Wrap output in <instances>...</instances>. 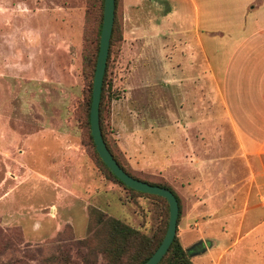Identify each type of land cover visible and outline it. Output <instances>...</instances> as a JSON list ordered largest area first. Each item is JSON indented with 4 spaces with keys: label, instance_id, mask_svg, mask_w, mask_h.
Masks as SVG:
<instances>
[{
    "label": "rangeland",
    "instance_id": "obj_1",
    "mask_svg": "<svg viewBox=\"0 0 264 264\" xmlns=\"http://www.w3.org/2000/svg\"><path fill=\"white\" fill-rule=\"evenodd\" d=\"M100 1L0 0V263L44 264L62 255L73 264H106L107 228L93 210L147 235L167 216L161 199L109 178L89 140ZM236 14L212 12L206 16L214 20L203 21L226 23ZM113 23L100 114L110 150L133 176L176 193V235L192 264H264V159L235 154L229 128L213 120L214 99L206 98L194 112L213 122L192 126L189 161L177 156L179 171L171 174L159 130L165 126L153 116V81L145 82L144 70L153 53L167 55L177 42L154 48L150 33L135 30L136 9L125 10L120 0ZM192 83L200 82L193 76ZM199 182L208 203L197 194L203 203L194 202Z\"/></svg>",
    "mask_w": 264,
    "mask_h": 264
},
{
    "label": "crops",
    "instance_id": "obj_2",
    "mask_svg": "<svg viewBox=\"0 0 264 264\" xmlns=\"http://www.w3.org/2000/svg\"><path fill=\"white\" fill-rule=\"evenodd\" d=\"M120 1L125 10L136 9L135 30L143 37L150 33L154 48L177 42V49L169 47L167 55L153 53L152 68L144 70L145 82L153 81L152 102L158 110L153 116L163 119L165 126L159 130L167 141L168 171H179L177 156L183 155V163L189 161L185 154L192 126L208 125L213 120L229 128L235 154L264 159V0ZM212 12L237 14L226 23L204 22V17L214 20L206 16ZM159 50L164 49L159 46ZM193 76L199 84L192 83ZM206 98L215 102L217 115L213 120L203 111L194 112L209 104ZM163 145L161 140V148ZM162 151L158 166L165 160ZM198 185L194 202L203 203L198 195L208 203L207 185L205 189L204 182Z\"/></svg>",
    "mask_w": 264,
    "mask_h": 264
},
{
    "label": "trees",
    "instance_id": "obj_3",
    "mask_svg": "<svg viewBox=\"0 0 264 264\" xmlns=\"http://www.w3.org/2000/svg\"><path fill=\"white\" fill-rule=\"evenodd\" d=\"M116 1L117 0H114V9H115ZM86 2L88 3V0H86ZM101 3H102V0L100 1V6H101ZM113 22H114V19H113ZM100 24L101 23L98 24V33H99V29H100ZM114 28H115V26L113 23L112 28H111V32H110L107 58H108V53L110 50L111 43L114 39ZM120 38H121V35H120ZM105 70H106V68L104 69V73H103L100 98H99V108H98L99 128H100V132L102 135V139H103L107 149L109 150V152L113 156V158L117 161L119 166L124 171H126L128 174H130L120 164V162L117 160L115 155L112 153V151L110 150L108 143L105 139V136H104V130L102 127V121H101V115L100 114H101V106H102L101 103H102V99H103L104 81H105V75H106ZM89 101H90V97H89L88 104H87L88 108H89ZM86 122L88 124V109H87V107H86ZM88 136H89L90 142L92 143L90 134ZM92 145H93V143H92ZM94 153L96 154L95 150H94ZM96 159H97L100 167H102L108 173L109 178H112L115 182H117L118 184H120L121 186H123L125 189H127L129 191H132V192H135V193H138L141 195L161 199L165 203L166 213L168 212L166 201L162 197L157 196V195H153V194H148V193L136 191V190H133V189L125 186L121 181H119L108 170V168L101 162V160L98 158L97 155H96ZM130 175L133 176L132 174H130ZM133 177H135V176H133ZM135 178H137V177H135ZM138 179H140V178H138ZM146 182H148V181H146ZM148 183H151L154 185H159L161 187H165V188L169 189L174 194V196L177 200V205H178V216H177V220H176V225H177V221H178L179 214H180V205H179V199H178L176 193L171 189V187L169 185H167L164 182H160V183L148 182ZM93 211L97 212L96 217H98V219H101L103 217L101 220H98V222H105L106 228H107L106 229L107 234H108L107 236L109 238L110 245L108 248L104 249L101 252L106 259V264H141L144 260H146L149 257V255L154 251V249L159 244V242H160V240L164 234L166 224H167V216H166L164 223L161 225V227H159L157 230L153 231L152 234L147 235V234L139 231L138 229H136L134 227H130V226L124 224L123 222H121L116 217L106 216L101 211H99V210L96 211V209ZM0 264H26V263L15 261V262H11V263L1 262ZM44 264H73V263L71 261H68L67 258H65V256L51 255L46 259V262ZM156 264H192L190 261L188 253L183 249V247L181 246V244L178 240V237L176 235V231H175V234H174L166 252L164 253V255L161 257V259Z\"/></svg>",
    "mask_w": 264,
    "mask_h": 264
},
{
    "label": "water",
    "instance_id": "obj_4",
    "mask_svg": "<svg viewBox=\"0 0 264 264\" xmlns=\"http://www.w3.org/2000/svg\"><path fill=\"white\" fill-rule=\"evenodd\" d=\"M114 19V0H102V17L99 29L98 49L95 57L94 69L91 81L90 101L88 108L89 134L94 150L101 162L108 170L125 186L144 193L162 197L167 204V224L164 234L149 257L141 264H156L166 252L176 231L178 205L174 194L167 188L148 183L135 178L124 171L107 149L100 132L98 123V108L103 73L106 65L110 32ZM202 247L195 251H202ZM188 253V250H186Z\"/></svg>",
    "mask_w": 264,
    "mask_h": 264
},
{
    "label": "built area",
    "instance_id": "obj_5",
    "mask_svg": "<svg viewBox=\"0 0 264 264\" xmlns=\"http://www.w3.org/2000/svg\"><path fill=\"white\" fill-rule=\"evenodd\" d=\"M260 204L262 206V208L264 209V193L260 196Z\"/></svg>",
    "mask_w": 264,
    "mask_h": 264
},
{
    "label": "clouds",
    "instance_id": "obj_6",
    "mask_svg": "<svg viewBox=\"0 0 264 264\" xmlns=\"http://www.w3.org/2000/svg\"><path fill=\"white\" fill-rule=\"evenodd\" d=\"M0 11H2V9H0Z\"/></svg>",
    "mask_w": 264,
    "mask_h": 264
}]
</instances>
